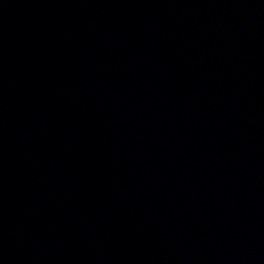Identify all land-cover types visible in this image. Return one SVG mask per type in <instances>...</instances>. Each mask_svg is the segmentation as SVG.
Masks as SVG:
<instances>
[{"label":"water","instance_id":"water-1","mask_svg":"<svg viewBox=\"0 0 264 264\" xmlns=\"http://www.w3.org/2000/svg\"><path fill=\"white\" fill-rule=\"evenodd\" d=\"M0 264H264V0H0Z\"/></svg>","mask_w":264,"mask_h":264}]
</instances>
